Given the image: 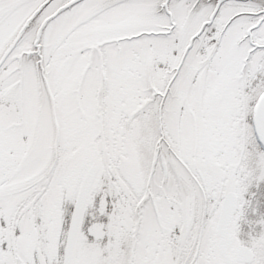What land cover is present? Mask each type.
<instances>
[{
	"label": "snow or ice",
	"instance_id": "1",
	"mask_svg": "<svg viewBox=\"0 0 264 264\" xmlns=\"http://www.w3.org/2000/svg\"><path fill=\"white\" fill-rule=\"evenodd\" d=\"M0 264H264V0H0Z\"/></svg>",
	"mask_w": 264,
	"mask_h": 264
}]
</instances>
